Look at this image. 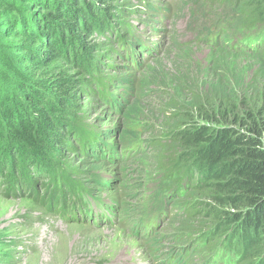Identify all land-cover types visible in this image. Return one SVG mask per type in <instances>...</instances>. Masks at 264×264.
Masks as SVG:
<instances>
[{"label": "trees", "instance_id": "obj_1", "mask_svg": "<svg viewBox=\"0 0 264 264\" xmlns=\"http://www.w3.org/2000/svg\"><path fill=\"white\" fill-rule=\"evenodd\" d=\"M154 1L0 0V194L34 190L59 218L98 223L126 201L95 195L112 180L90 171L83 182L70 156L141 165L127 173L140 191L123 221L153 263L264 264V0H183L194 40L237 56L254 44L256 72L184 58L138 94L135 79L104 60L115 54L139 71L152 43L129 20L139 7L157 10ZM119 84H128L120 94ZM95 96L139 121L120 143L94 123ZM143 108L156 112L152 125ZM167 221V233L154 234Z\"/></svg>", "mask_w": 264, "mask_h": 264}, {"label": "rangeland", "instance_id": "obj_2", "mask_svg": "<svg viewBox=\"0 0 264 264\" xmlns=\"http://www.w3.org/2000/svg\"><path fill=\"white\" fill-rule=\"evenodd\" d=\"M154 2L157 10L145 11L139 7L138 13L132 14L129 20L137 31L148 37L152 43L148 51L141 53L139 71L135 73L131 68L130 60L123 58L121 60L115 54L110 61L104 60V64L110 65V73L125 74L128 75L127 78L135 79L132 86L136 85L138 94L143 93L139 86H142L147 78L152 80L161 78L165 79L164 81L169 79L166 72L174 68L175 62L184 58L196 59L201 69L216 64L221 69L223 66L224 71L227 72L236 66L237 76L257 71L258 63L255 56L250 55L249 48L243 50L244 53H248L242 54L243 56L226 55L218 53L214 47L204 46L202 41L194 40V31L187 29L189 9L188 6L183 5V0ZM177 42L190 44L181 49L177 47ZM115 49H117L116 44ZM121 55L124 53L122 52ZM115 65L118 68H113ZM119 85V88H115L117 90H113L118 94L121 93V87H127L128 84ZM97 99L99 97L95 96V101L90 104V115L94 118V123L99 122L98 128L111 134L107 141L118 144L127 133L134 132L130 130L132 127L130 125L139 121L128 117L131 115L127 113L128 107L124 113L121 110L120 113L115 112L111 105ZM132 100L133 98L128 100L126 97L127 103H122L124 105L126 103V107ZM155 104L156 101H153L149 109ZM141 111L144 112L142 116L151 119L149 123L152 125V121L155 122L156 112L151 116L149 113L145 114L146 108ZM114 130L116 133L113 132ZM136 136L141 135L136 134ZM70 158L76 168L84 172L83 182L90 181V171L100 174L103 179L112 180L108 188L101 190L100 187H96L94 194L103 197L105 202L123 199L126 201L123 202L124 208L120 209L118 216L116 212L111 211L115 215L104 217L105 220H100V223L95 222V217L93 221L66 220L63 217L59 218L53 209L45 210L46 203L39 204L34 201L32 198L34 190L29 194L24 191L18 196L6 197L0 194V264H157L151 261L153 251L145 243V239H136L123 221L126 209H131L132 203L137 200H132L129 195L140 191L138 188L129 190V185L135 186L138 175L131 174L127 177V173L134 167L142 169L141 165L132 167L125 163H106L107 167L102 168L90 157L71 155ZM129 177L132 178L131 182ZM99 209L92 206V214L95 216ZM168 227L167 221L164 223V229L159 228L154 234L161 236L167 233Z\"/></svg>", "mask_w": 264, "mask_h": 264}, {"label": "clouds", "instance_id": "obj_3", "mask_svg": "<svg viewBox=\"0 0 264 264\" xmlns=\"http://www.w3.org/2000/svg\"><path fill=\"white\" fill-rule=\"evenodd\" d=\"M196 42V41H195ZM205 46V45H204ZM251 48L252 49H254V44H251ZM251 48H249V49H251ZM245 54H248V53H244L243 55H245ZM250 55H253L254 56V52L251 50V53H250Z\"/></svg>", "mask_w": 264, "mask_h": 264}, {"label": "bare ground", "instance_id": "obj_4", "mask_svg": "<svg viewBox=\"0 0 264 264\" xmlns=\"http://www.w3.org/2000/svg\"><path fill=\"white\" fill-rule=\"evenodd\" d=\"M101 206H102V205H101ZM104 208H106V207H104ZM104 208H103V209H104ZM110 209H111V208H110ZM110 209H109V210H110ZM102 212H103V211H102ZM103 213H104V212H103ZM105 214H106V213H105ZM98 215H99V213H98ZM105 216H106V215H105ZM98 218H99V216H98ZM103 220H104V219H103ZM106 220H107V219H106ZM98 222H101V221H98Z\"/></svg>", "mask_w": 264, "mask_h": 264}]
</instances>
